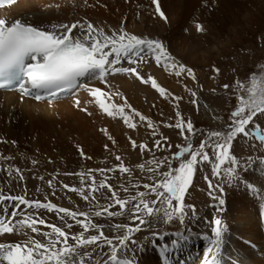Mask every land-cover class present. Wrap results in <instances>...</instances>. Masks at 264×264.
<instances>
[{
  "label": "bare ground",
  "instance_id": "6f19581e",
  "mask_svg": "<svg viewBox=\"0 0 264 264\" xmlns=\"http://www.w3.org/2000/svg\"><path fill=\"white\" fill-rule=\"evenodd\" d=\"M159 2L167 21L159 18L155 13L152 0H15L0 6V19H5L8 26L20 20L26 25L44 31H52L55 27L57 32L61 31V25L71 26L74 23L84 25L86 32L87 25L90 23L97 30H103L105 35L127 32L146 39H158L164 43L177 65L193 67L206 86L216 84L211 79L215 76L212 75L214 68L230 62L231 56H237V48L242 49L243 52L246 51V54L251 52L252 49L249 46L253 42L252 38L256 30L259 32L257 36L262 37L264 34V0H159ZM197 24L202 25L205 30L198 32ZM82 34L79 27L73 30V35L76 37ZM111 58L113 57L109 59ZM152 60L154 59L149 57L146 64L150 65V68L147 67L153 71L156 80L169 89H174L178 80L175 71L165 69L163 64L158 66L154 62L150 63ZM117 66L128 67L129 65L127 61H122ZM188 79L186 78L187 82H191V79L189 81ZM81 82L89 87L108 91L116 87L117 90H125L128 96L133 93L131 99L135 104V111L137 108V110L142 109L146 115L151 114L148 108L142 107V101L145 98L142 99L140 93L147 90L151 95L153 92H150V89L143 86L144 83L134 76L118 73L109 75L106 82L95 78ZM77 99L81 102L80 108L75 107ZM104 99L106 103L115 102L121 105L118 96L110 95V99ZM201 106L203 113L207 116H217L216 108L203 99ZM85 108L87 112L83 111ZM117 118L120 119L116 121ZM102 130H107L108 135L116 134L113 138L118 142L117 150L127 155L131 163L136 160L141 166L140 164L144 162L141 160L143 150L131 145L132 141L138 139L139 135L136 136L138 131L136 133V130L132 131L119 115L107 116L95 102V98L84 89L77 90L74 95L61 96L58 100L51 102L35 101L34 98L25 97L20 90H1L0 195L27 198L36 182L34 177L36 173L31 162L42 154L53 158L58 155L66 159L68 163H72V160L77 157L80 153L79 149H83L87 157L93 155L100 157L103 154L105 137H107ZM262 130L264 131V127ZM125 134L129 140H122L121 136ZM262 143L264 144V140L260 143L255 140L256 147H249L250 152L254 154V161L247 164L245 156L242 160L243 166L240 165L241 170L233 175L229 185L226 184L229 178L224 173L225 181L222 179L220 181L224 182L223 187L228 185L229 188L227 187V192L223 194L220 192L218 200L214 199L212 191L205 186L201 176L198 175L193 179L185 198L187 208L190 209L186 216L189 219L187 229L178 233L179 235L158 234L152 238L147 236L145 241H141V246L140 240H136L135 245L133 242L126 241L127 243L117 246L118 258L121 261H131V264H204L206 258L213 259L212 253H208V249L211 248L216 258L220 260V264H264V145ZM123 154L119 155L120 161L123 160ZM21 156L27 157L26 164L22 162ZM110 173L105 175L101 172L94 173L89 178V182L94 181L99 184L100 180L113 181L119 175V172L110 171ZM121 174L122 177L124 174ZM220 199L225 201L223 205L219 204ZM15 203L11 200L0 201V219L13 227L27 218L22 213V206L25 205L16 207ZM176 203L173 202L174 207ZM193 205L194 211L191 209ZM14 212L15 215H13ZM126 217V215L113 217V219H107L106 223L104 221L105 224L99 220L98 235L102 232L104 237L108 235L111 237L112 234L121 236L122 233H126L123 224L130 219ZM64 219L68 221L66 217ZM165 219L164 214H157L148 219V223L153 225L152 227H157ZM216 219L221 220L223 229L222 243L218 249L214 244ZM61 220L60 217L58 221ZM32 221L36 223L33 218ZM81 229L78 231L81 232ZM14 231L0 233V244L6 249L16 244L26 245L31 240L43 243L44 238H41L37 232L26 233L27 237L22 240L16 237ZM17 231L19 232V229ZM65 231L70 238L73 231L68 227ZM85 235L86 233L84 237ZM50 237L54 241V236L48 238ZM173 240L178 242V247L172 245ZM96 243L91 246L104 247L101 240ZM61 245L62 243L60 247ZM58 247L55 248L59 249ZM83 248L90 249L89 245ZM104 248H100L101 253L104 252ZM0 264H8V262L0 258ZM103 264H108V261Z\"/></svg>",
  "mask_w": 264,
  "mask_h": 264
},
{
  "label": "rangeland",
  "instance_id": "374dc122",
  "mask_svg": "<svg viewBox=\"0 0 264 264\" xmlns=\"http://www.w3.org/2000/svg\"><path fill=\"white\" fill-rule=\"evenodd\" d=\"M256 34H259L257 30L253 35V42H251V45L249 46V48L252 49L250 53L246 54V51L243 52L242 49L237 48V56L233 55L234 57L231 56L230 59L228 58L230 62L225 63L226 65L223 63L221 67L219 66L221 69H219V67L214 68L219 69L218 72L214 70L212 72V75L215 76H212L211 79H213L216 84L212 83L210 86L204 85L198 73L191 66L186 68L192 69L195 79L185 72L178 77V80H176V87L174 89H169L164 84H160L157 81L160 86L162 85V87H165L167 90L166 96H161L156 89L152 88L151 83L144 84L143 86L149 88L150 90H148L150 92H153L151 95L148 94L147 90H143V92L140 93V95H142V99L145 98V100L142 101V107L146 109L148 108L149 111H151V114L149 113V115H146L142 109L137 110L136 108L135 111V104L131 99L133 93L131 96H128L126 95L125 90L120 91L119 89L117 90L116 87L114 90L111 88L110 91L107 89L103 90L106 93H109V95L118 96L120 98L121 105L125 104L126 101V104L124 105L125 108L127 105L131 106H127L125 113L131 118V122L136 125L135 128H131L132 131L136 130L135 133L138 131L136 135H139L138 139H134L136 146L137 148H140L139 145L141 144L147 145V147L143 149V153L141 155V160L144 161L140 164L141 166L138 165V161L136 160L131 163V160L127 157V155H124L123 152H119L117 150L118 142H116V139L113 138L116 134L107 135V137H105L102 152L103 154H101L100 157H95L94 155L89 157L84 155V157H81L80 153H78L77 157L72 160V163H68L66 159L58 157V155L54 158L51 156L47 157L45 154L35 157V159L31 162V165L36 173V176L33 175L36 182L26 199L33 201L39 200L42 203L52 202L55 203L58 208L63 207L73 212L86 213V216H77V219L84 220L85 222L91 221V223L97 225L99 224V220H102L101 223L105 224L107 219L120 217V215H107V213L103 211L105 208L111 212L122 211L123 215L127 216L126 218H130L127 220V223L124 222L123 224L124 228H126V233H122L121 236L118 234H112L111 237H108L109 235L105 236L107 239L112 240V245H108L104 239H101L105 248L102 245L99 247L89 245L90 249L88 250L83 247L78 248V255L71 257V264H79L80 257H84L83 264H103L104 262H109L113 249L115 248L117 250V246L120 245V240L125 235L129 237L127 242H133L135 245L137 244V241L140 240L141 246V241H145L148 237L152 238L158 234L174 235L181 233L183 230L188 228L187 224L189 219L186 218L183 222H181L177 215H173V219L171 221L165 219L164 222H160L159 226L152 227L153 225L148 222L150 218L155 215L151 216L144 214L145 210L143 209V205L140 203L141 198L139 194L144 193V202L148 203L154 211L158 209L159 211L157 214H164L166 211L169 213L172 212L170 211L171 209L168 205L163 202V197H158L155 193L151 192L149 188H145L144 185L149 184L155 186L158 182L165 178L164 174L169 172H171L172 175H175V169H177L179 164L191 158L189 153H185L182 157H177L175 154L183 147H186L189 143L192 145L193 149H196L202 141H205L206 147L204 151H206L209 155L210 161L200 162V158L198 157L192 179L185 195H188L193 179L199 175L202 177V181L205 186L212 191L211 194L214 199L218 200L220 192L223 194L227 192L229 188L228 185L230 179H228V183H226L228 184V188L223 187L222 184L224 183L223 181H225L224 173H226V169L228 167L234 168L235 172L233 175H236L237 172L241 170L240 165L243 166L242 160L245 156L247 164L254 161V154L250 152L249 147H256L254 145L255 140L259 143L262 141L258 140L255 135L256 130H259L264 134V131L262 130V127H264V115H261L260 113H257V117L253 119V122L246 126L249 135L245 137L243 134H238V136L231 143L229 155L235 157L238 164L231 165L228 160H225V163L221 165L218 170V172L220 171L219 175H216L213 172L215 164L217 163L215 159L216 153L213 149L217 143H223V140L214 136L213 133L221 132L226 135L229 130L228 125L232 122V113L238 107H244L245 105H250L254 101H259L261 99L262 92H264V34L262 37L257 36ZM153 62L155 63L154 60L150 61V63ZM141 63L142 64H140L138 69L141 72V75L144 76L145 79H147L148 76L155 78L153 71L148 69L150 65L146 63L143 64V62ZM145 71L147 72L145 73ZM184 77L191 79V82L189 79V82H187ZM225 85H228V87L225 88ZM131 91H133V89ZM193 93H195V96H193ZM153 94L155 96H153ZM175 97H179V101H177ZM202 99L216 108L217 116H207L203 113L201 106ZM193 101H195V103H193ZM114 104L118 103L114 102ZM129 108L132 111V114ZM138 111L146 119L141 120L140 116L136 115ZM247 111L248 108H246V112ZM177 113H179V117L177 116ZM180 118H183L185 121V128L183 132L174 127ZM118 119L120 118H117L116 121ZM149 120L152 122V127L148 126ZM188 121H190L193 125V130L191 132H189L186 128V123ZM122 130H124V128H122ZM109 136L111 139L108 138ZM121 137L122 140H129L126 134ZM158 140L160 141V146H157L156 144V141ZM247 142L249 143L247 144ZM105 145L108 146L107 149H105ZM120 154L124 155L122 161L116 159V157ZM21 157L22 162L26 164L27 157ZM121 163L124 167L129 169L128 172H123L124 175L122 177V172L120 171ZM110 171L113 173L119 172V175L113 181L106 180V182L105 180H100L99 184H96L94 181L89 182V178L93 176L94 173L97 174V172H101L105 175V173H110ZM81 173H83V175H81ZM221 174H223V176H220ZM221 179L223 181H220ZM101 182H104L105 185H111V188L101 187ZM65 185H68V187H65ZM99 187L102 189L97 190L96 188ZM74 188L78 190L82 189L84 195L88 196V199L85 200L84 196L80 194V191H72ZM220 189H222V191H220ZM113 191L116 192V197L112 196ZM160 191L163 192L164 190L160 189ZM187 195L184 196L185 216H187V213L190 212V209L187 208L188 206L185 203ZM133 197H135V199H133ZM116 198L126 201L123 209H121L119 205L115 204ZM154 201L156 203H153ZM101 204L103 206H101ZM137 206L140 207L139 213L136 211ZM175 206H177V203ZM97 211H100L103 214L101 216H96L95 213ZM22 213H24L27 218L29 215L34 216L32 218L36 220V227L38 229L37 234L41 238H44L42 242L45 244H47L50 239L52 240L51 237L49 239V236L43 235L45 232H51V228L48 226L49 224L61 227L64 231L67 228V224H72V228H70L72 231L73 229L76 230L77 227H79L78 229H81L82 227L81 225H77L75 220L71 217H66L68 221L64 219L59 222L58 220H60V217H62V215L64 216V214L57 213L55 211L48 212L46 209H29L26 206H22ZM137 215L139 216V219L134 218ZM40 219H43L46 223L43 225L39 224L38 221ZM141 220H143L144 223H141ZM32 222L33 221H29V223ZM61 223L64 224L62 225ZM74 226L75 228H73ZM137 227H139V231L135 230ZM129 228L132 229L131 232H128ZM18 229L20 233L17 231ZM78 229L76 231H78ZM82 229L81 232L78 231V233H76L75 230L72 232L73 234L70 235L67 245H76L77 242L71 238L78 236L79 232L82 233L84 231H82ZM14 230L16 237L18 239L21 238L22 240L27 237V234H30L29 232H31V228L29 226L26 225L21 227L20 224H17V226L14 227ZM74 232L77 235L74 234ZM85 233V237L87 236V238L92 235H98V228H90L83 234ZM53 236L55 241V234H53ZM46 240L48 241L46 242ZM61 243L62 245H65L63 242ZM58 245L60 247V243H57L55 247L57 248ZM62 245L60 248L66 246ZM96 245H98V243H96ZM101 247L104 248L103 253L100 251ZM85 253H87V256H85Z\"/></svg>",
  "mask_w": 264,
  "mask_h": 264
},
{
  "label": "snow or ice",
  "instance_id": "6c2138e0",
  "mask_svg": "<svg viewBox=\"0 0 264 264\" xmlns=\"http://www.w3.org/2000/svg\"><path fill=\"white\" fill-rule=\"evenodd\" d=\"M12 2L14 0H0V4H10ZM152 3L155 6V13L159 18L167 21V17L161 9L159 0H152ZM78 27L83 34L76 37L73 35V30ZM60 29L61 31L59 32L55 30V27L52 31L39 30L36 27L25 25L20 20L8 26L5 19H0V88H8L16 85L24 95H34L37 101L47 100L49 102L58 100L61 96L74 95L77 90L84 89L90 96L95 98V102L107 116L114 117L119 115L129 128H135L136 125L131 122V118L125 113L124 105L106 103L104 98L110 99L109 93H106L98 87H89L81 81L95 78L106 82V78L109 75L124 73L136 77L144 84L151 83L152 88L156 89L161 96H166L167 90L160 86L154 77L148 76L145 79L138 70L140 63H146L149 57L154 59L158 66L163 64L165 69L174 70L177 77L186 72L195 79L192 69L186 68L183 64L177 65L168 53L164 43L158 39H146L136 35H130L127 32L105 35L103 30H97L90 23L87 25L86 32L84 31L85 26L78 23H74L71 26L61 25ZM196 30L203 32L205 29L202 25L197 24ZM110 57L113 58L109 59ZM122 61H127L129 66L118 67L117 65H120ZM214 71L218 72L219 69H214ZM224 87L227 88L228 85ZM193 96H195V93H193ZM175 99L179 101L180 98L175 97ZM80 104L81 102L77 99L75 101V107L80 108ZM128 107L131 106L128 105ZM246 108H248L247 112ZM83 111L87 112V109L85 108ZM257 113L264 115V92H262L259 101H254L244 107H238L232 113V122L228 125L229 130L226 135L221 132L213 133L214 136L223 140V143H217L213 149L216 153L215 159L217 161L213 169L214 174L219 175L218 170L225 163V160H228L231 165L238 164L236 158L229 155L231 143L238 134H243L245 137L249 135L246 126L253 122V119L257 117ZM136 115L140 116L141 120L146 119L140 113H136ZM177 116L179 117V113H177ZM148 126L152 127L151 120H149ZM174 127L183 132L185 128L183 118H180ZM186 128L189 132L193 130V125L190 121L186 123ZM102 131L105 135H108L107 130ZM108 138L111 139L110 136ZM259 139L264 140V136H260ZM156 144L160 146V141H156ZM132 145L136 147V142L132 141ZM139 147L143 150L147 145L141 144ZM205 147V141H202L196 149H193L189 143L175 154L177 157H182L185 153H189L191 157L175 169V175L169 172L164 174L165 178L155 186L149 184L144 185L145 188H149L158 197H163V202L172 209L171 213L167 211L164 213L168 221L173 219V215H177L181 222L186 219L184 196L192 179L198 157L200 158V162L210 161L209 155L204 151ZM107 148L108 146L105 145V149ZM79 152L81 157H84L83 149H79ZM116 159L120 160V157L117 156ZM120 171L122 173L128 172L129 169L121 163ZM234 172L235 169L232 167L226 169L227 176L230 180L233 178ZM65 187H68V185H65ZM101 187L111 188V185H105L104 182H101ZM160 189L164 191L161 192ZM72 191H80L84 199H88V196L84 195L82 189L78 190L74 188ZM116 195V192L113 191L112 196L116 197ZM139 196L141 198L140 203L145 210L144 214L157 215L159 210L154 211L148 203L144 202V193H140ZM5 200L16 202V207L25 205L29 209H46L48 212L55 211L57 213H63L62 220L64 217H71L77 225L83 227L84 231L98 227V225L91 223V221L85 222L84 220L77 219V216H86V213L73 212L63 207L58 208L52 202L42 203L39 200L33 201L26 199L24 196L4 197L0 195V201ZM174 201L177 202V206L175 207L173 206ZM224 202L223 199L219 200L220 205H223ZM153 203L156 202L154 201ZM115 204L123 209L126 201L116 198ZM191 209L194 211L195 206H191ZM103 211L109 216L123 215L122 211L111 212L107 208ZM136 211L137 213L140 212L139 206H137ZM15 214L14 212L13 215ZM102 214L100 211L95 213L96 216H101ZM134 218L139 219V216L137 215ZM29 221H32L31 215L26 220L20 221V226L27 225L31 228L32 232H37L36 223H29ZM38 223L43 225L46 222L40 219ZM141 223H144V221L141 220ZM214 223L216 225L214 244L218 249L222 243L223 229L220 219H216ZM48 226L51 228V232H45L43 235L52 236L55 234V241L50 239L45 244L37 240H31L26 245L16 244L7 249L4 245L0 244V258L7 261L8 264H71V257L78 255V248L93 245L101 239H104L108 245H112V240L104 237L102 232L100 235H92L87 239H84L82 232L78 236L72 237L77 242L75 246L67 245L69 239L68 233L61 227L51 224ZM67 227L70 229L72 224H67ZM135 230L139 231L140 229L137 227ZM13 231V226H10L5 220L0 219V233H11ZM131 231L132 229L129 228L128 232ZM128 239L129 237L125 235L120 240V244L123 245ZM61 242L66 246L56 249L55 245ZM172 245L178 247V242L173 240ZM165 251H167V246H165ZM208 253H212L213 259L208 260L206 258L204 264H220V260L216 258L211 248L208 249ZM85 256H87V253H85ZM83 259L84 257H80L79 264H83ZM108 264H131V261H121L118 258L117 250L114 248Z\"/></svg>",
  "mask_w": 264,
  "mask_h": 264
}]
</instances>
